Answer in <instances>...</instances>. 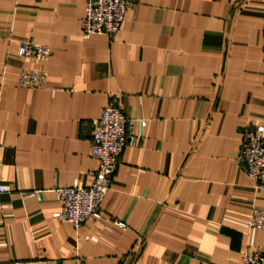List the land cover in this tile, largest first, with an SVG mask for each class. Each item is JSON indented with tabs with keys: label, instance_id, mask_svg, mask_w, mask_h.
<instances>
[{
	"label": "crops",
	"instance_id": "crops-1",
	"mask_svg": "<svg viewBox=\"0 0 264 264\" xmlns=\"http://www.w3.org/2000/svg\"><path fill=\"white\" fill-rule=\"evenodd\" d=\"M87 0H0V264H241L264 253V193L242 164L264 126V0H134L85 39ZM45 45V62L19 56ZM24 69L45 88L19 87ZM129 119L102 217L62 222L58 188L90 186L92 124ZM33 196L28 197V194Z\"/></svg>",
	"mask_w": 264,
	"mask_h": 264
},
{
	"label": "built area",
	"instance_id": "built-area-1",
	"mask_svg": "<svg viewBox=\"0 0 264 264\" xmlns=\"http://www.w3.org/2000/svg\"><path fill=\"white\" fill-rule=\"evenodd\" d=\"M134 0H87L81 29L83 38L104 35L113 38L124 22L128 8ZM51 54L45 45L22 43L19 56L45 62ZM46 74L38 69H24L19 74V87L33 90L45 88ZM129 119L116 104H109L101 117L94 121L91 131V156L99 168L90 186L75 182L72 186L57 189L61 210L57 217L79 230L88 222L102 217V204L111 188L120 158L129 142ZM240 160L248 176L256 182V189L264 193V126L243 136ZM0 185V195L6 193ZM33 193L28 194V197ZM250 230L264 229V212L256 211L248 225ZM241 264H264V253L247 251Z\"/></svg>",
	"mask_w": 264,
	"mask_h": 264
}]
</instances>
